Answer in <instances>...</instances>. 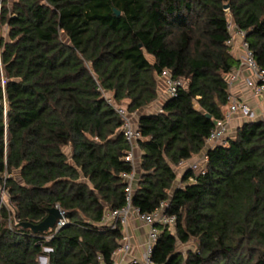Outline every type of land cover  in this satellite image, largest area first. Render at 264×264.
I'll return each mask as SVG.
<instances>
[{
    "label": "trees",
    "instance_id": "16d2710c",
    "mask_svg": "<svg viewBox=\"0 0 264 264\" xmlns=\"http://www.w3.org/2000/svg\"><path fill=\"white\" fill-rule=\"evenodd\" d=\"M229 16L264 70V0H0V171L19 221L10 228L0 213V264L112 261L123 227L101 222L125 206L133 165L106 95L139 113L160 99L164 68L185 87L137 119L133 205L153 212L168 201L177 217L159 226L152 263L264 264L263 120L235 126L207 150L204 172L189 169L175 185L179 163L202 153L225 117L240 63ZM57 205L69 223L51 240L20 225Z\"/></svg>",
    "mask_w": 264,
    "mask_h": 264
},
{
    "label": "built area",
    "instance_id": "2783aa9c",
    "mask_svg": "<svg viewBox=\"0 0 264 264\" xmlns=\"http://www.w3.org/2000/svg\"><path fill=\"white\" fill-rule=\"evenodd\" d=\"M227 28L231 35L228 44L232 47L235 37L241 38L242 53L240 56V63L237 68L228 76V107L225 111V117L217 120L214 128L211 130L207 139L210 147L216 145H226L231 136V123L233 119L245 120H263L264 121V70L258 66L254 59L253 51L250 49L249 42L246 39V32L240 29L234 22L233 18L229 16ZM246 72L248 75H244ZM159 81L161 92L167 98H175L178 96L179 90L186 85L184 78L175 77L169 68H164L159 74ZM239 81L243 82L245 89H247L251 98L255 100L258 110L254 109L251 104L241 98L236 93L237 84ZM106 94V93H104ZM106 99L112 105L116 112L123 120V130L126 139L131 145L130 151L126 154L125 159L132 163L133 169L130 173L125 174L127 179L126 187V204L119 209L108 210L102 218V224L110 229H116L119 225L125 227L131 216H137L143 223L149 226L148 241L145 246L143 261L131 260L125 262L119 259L118 256H126L132 249L129 237L123 234L122 241L118 248L112 254V261L110 263L102 262L101 264H153L151 260L152 252L158 236L160 234L159 226H174L177 220L176 215L166 213L168 201L161 203V206L153 212H142L140 208L133 205V194L135 192L136 173L138 171L139 162L135 156V150L138 148V141L142 139V133L138 127V121L134 120L135 113L128 112L126 106L116 104L111 95H106ZM208 162L207 153L202 156L198 161L192 162L183 160L178 165V171L181 169L185 171L191 169L196 172H204L205 166ZM10 174L7 171H0V213L6 210L9 213L8 226L12 228L14 225L19 224L18 219L14 217V204L6 186L7 178ZM190 181H194V177H190ZM56 207H59L57 205ZM61 210L62 218L58 219L55 226L51 228L43 237L46 241L51 240L55 234L69 223L64 210ZM49 251L50 248L45 247ZM48 264V257L42 256L40 261Z\"/></svg>",
    "mask_w": 264,
    "mask_h": 264
},
{
    "label": "crops",
    "instance_id": "0c3cea01",
    "mask_svg": "<svg viewBox=\"0 0 264 264\" xmlns=\"http://www.w3.org/2000/svg\"><path fill=\"white\" fill-rule=\"evenodd\" d=\"M232 52L237 58H239L241 56V53H242L241 38H239L238 36L235 37V39H234V44L232 46ZM244 75L247 76L248 74L246 72H244ZM236 93L241 98L247 100L254 109H256V110L259 109L255 100H253L251 98L247 89H245L242 81L238 82L237 88H236ZM166 98H167L166 95L163 92H161L160 99H158L156 102H154L148 108L141 110L139 113L136 112V114L134 116V120L136 121L139 118V116L141 114H144V113L152 114V113H157L159 111H162L163 101ZM242 122L243 121L241 119H233V121L231 123L232 130H235V126L241 124ZM209 148H211V147L207 143L206 148L202 153L194 156V158L192 160H188V161L195 162V161L200 160L202 158V156L207 153V150ZM140 155H141V151H140V149L137 148L135 150V156H136V159H138L137 160L138 162L140 161ZM185 172L186 171L184 170V172H183L182 169L179 171L177 180L175 182L176 186L182 185V176ZM122 231H123V234H125L129 237V240L131 241L132 249L129 252V254H127L126 256L119 255L118 258L123 259L125 262H130L131 260H137L139 262L143 261L145 246H146L147 241H148L149 226L147 224L143 223L137 216L133 215L129 219L128 224L125 227H123Z\"/></svg>",
    "mask_w": 264,
    "mask_h": 264
},
{
    "label": "water",
    "instance_id": "95a60500",
    "mask_svg": "<svg viewBox=\"0 0 264 264\" xmlns=\"http://www.w3.org/2000/svg\"><path fill=\"white\" fill-rule=\"evenodd\" d=\"M226 9L229 8V5L225 6ZM116 14H120L119 10L115 9ZM62 213L59 207L49 208L47 216L39 223L33 224L30 222H21L20 225L30 229L35 234H42L48 232L51 228H53L58 221V219L62 218ZM45 261V260H44Z\"/></svg>",
    "mask_w": 264,
    "mask_h": 264
},
{
    "label": "rangeland",
    "instance_id": "374dc122",
    "mask_svg": "<svg viewBox=\"0 0 264 264\" xmlns=\"http://www.w3.org/2000/svg\"><path fill=\"white\" fill-rule=\"evenodd\" d=\"M234 131H235V130H232V129H231V131H230L231 135L234 133ZM179 247H180L182 250H186V249L189 247V245H186V246H182V245H180ZM41 264H42V262H41ZM45 264H47V261H45Z\"/></svg>",
    "mask_w": 264,
    "mask_h": 264
}]
</instances>
